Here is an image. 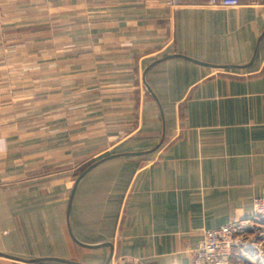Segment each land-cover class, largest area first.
I'll use <instances>...</instances> for the list:
<instances>
[{
    "label": "crops",
    "instance_id": "1",
    "mask_svg": "<svg viewBox=\"0 0 264 264\" xmlns=\"http://www.w3.org/2000/svg\"><path fill=\"white\" fill-rule=\"evenodd\" d=\"M168 1L0 0V264H190L264 195V0Z\"/></svg>",
    "mask_w": 264,
    "mask_h": 264
},
{
    "label": "built area",
    "instance_id": "2",
    "mask_svg": "<svg viewBox=\"0 0 264 264\" xmlns=\"http://www.w3.org/2000/svg\"><path fill=\"white\" fill-rule=\"evenodd\" d=\"M211 6L235 7L239 0H209ZM171 8L179 5L176 0L167 2ZM237 249L264 254V195L253 198L252 212L248 216L233 218L215 228L205 229L190 264H230ZM127 264H138L129 262Z\"/></svg>",
    "mask_w": 264,
    "mask_h": 264
},
{
    "label": "water",
    "instance_id": "3",
    "mask_svg": "<svg viewBox=\"0 0 264 264\" xmlns=\"http://www.w3.org/2000/svg\"><path fill=\"white\" fill-rule=\"evenodd\" d=\"M172 57H182V58H186V59H190V58H187V57H185V56H183V55H178V54H173V55H169V56H166L165 58H172ZM192 61H194L193 59H191ZM196 62V61H195ZM99 161H96V162H94V163H92L91 165H90V167L91 166H93V165H95V164H97ZM85 172V171H84ZM83 172V173H84ZM83 173H82V175H83ZM77 241V240H76ZM78 242V241H77ZM79 243V242H78ZM81 245H83V246H85V247H94V246H91V245H85V244H82V243H80ZM0 255L1 256H5V257H9V258H13V259H18L17 257H14V256H11V255H7V254H4V253H0ZM43 259H31V260H25L26 262H28V263H34V262H38V261H42ZM54 260H56V261H59V262H62V263H67V264H81V263H78V262H75V261H69V260H64V259H54Z\"/></svg>",
    "mask_w": 264,
    "mask_h": 264
}]
</instances>
